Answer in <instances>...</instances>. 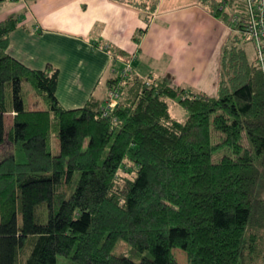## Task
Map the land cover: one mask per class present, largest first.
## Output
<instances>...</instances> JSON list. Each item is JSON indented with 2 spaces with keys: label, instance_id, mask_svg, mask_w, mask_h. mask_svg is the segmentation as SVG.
<instances>
[{
  "label": "trees",
  "instance_id": "1",
  "mask_svg": "<svg viewBox=\"0 0 264 264\" xmlns=\"http://www.w3.org/2000/svg\"><path fill=\"white\" fill-rule=\"evenodd\" d=\"M114 1L138 9L146 28L160 0ZM235 1L200 0L231 28L216 96L120 72L106 81L108 93L117 92L114 106L108 95L62 107L56 68L30 69L10 56L17 19L0 21V147L11 145L0 156V264H56L58 256L180 264L173 248L188 264H264V197L255 194L264 169V76L247 57L241 25L229 23L242 9ZM168 100L187 113L184 121ZM211 126L223 133L219 142H211ZM224 146L232 156L213 162ZM119 240L137 261L112 253Z\"/></svg>",
  "mask_w": 264,
  "mask_h": 264
},
{
  "label": "crops",
  "instance_id": "2",
  "mask_svg": "<svg viewBox=\"0 0 264 264\" xmlns=\"http://www.w3.org/2000/svg\"><path fill=\"white\" fill-rule=\"evenodd\" d=\"M9 17L17 25L6 52L30 69L56 68L55 94L65 109L90 98L105 103L107 79L128 61L133 76L216 96L231 31L200 0H160L146 28L138 9L114 0H4L0 21ZM138 28L145 32L136 43ZM13 115L4 114L6 130Z\"/></svg>",
  "mask_w": 264,
  "mask_h": 264
},
{
  "label": "built area",
  "instance_id": "3",
  "mask_svg": "<svg viewBox=\"0 0 264 264\" xmlns=\"http://www.w3.org/2000/svg\"><path fill=\"white\" fill-rule=\"evenodd\" d=\"M237 3V1H235ZM242 9L233 11L228 20L231 25H241L243 33L249 38L254 57L264 76V0H241ZM221 7L226 8L225 4ZM132 71L130 61L125 63L121 74L129 75ZM148 85V81H145ZM117 92L111 91L107 100L108 106L116 103Z\"/></svg>",
  "mask_w": 264,
  "mask_h": 264
},
{
  "label": "rangeland",
  "instance_id": "4",
  "mask_svg": "<svg viewBox=\"0 0 264 264\" xmlns=\"http://www.w3.org/2000/svg\"><path fill=\"white\" fill-rule=\"evenodd\" d=\"M236 1H237V4L240 5L241 0H236ZM245 50H246V54L249 60L254 58L253 48L250 44L245 45ZM168 104H169L170 113L175 119H177L178 121H184L186 119L187 113L179 105H177V102L168 100ZM210 130H211V142L212 143L219 142L223 137V133L220 132L219 130L214 129L212 126ZM7 144L9 145L7 149L4 146L0 148V156L3 153H6V150H11V145L6 141L5 146ZM242 145L248 146V142L245 137L242 138ZM56 147L57 145L54 144V149H53L54 153L57 152ZM225 155L232 156V153L227 147L225 146L220 147L219 149L213 151L212 161L218 162ZM255 194L257 197H264V169L261 170V177L259 178L257 182ZM112 253L113 254H124V255L130 256L135 261L138 260V256L132 253L130 246L121 240H119L115 244V246L112 249ZM172 253L180 264H188L186 255L181 249L173 248ZM56 264H74V263H72L70 260L64 257L58 256Z\"/></svg>",
  "mask_w": 264,
  "mask_h": 264
}]
</instances>
